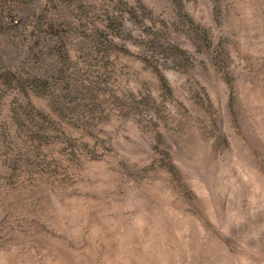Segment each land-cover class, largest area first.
I'll list each match as a JSON object with an SVG mask.
<instances>
[{
  "label": "rangeland",
  "instance_id": "obj_1",
  "mask_svg": "<svg viewBox=\"0 0 264 264\" xmlns=\"http://www.w3.org/2000/svg\"><path fill=\"white\" fill-rule=\"evenodd\" d=\"M0 264H264V0H0Z\"/></svg>",
  "mask_w": 264,
  "mask_h": 264
}]
</instances>
